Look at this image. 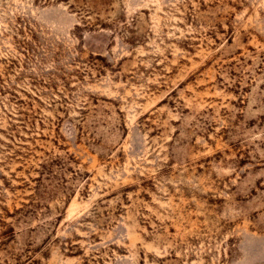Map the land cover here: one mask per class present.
Wrapping results in <instances>:
<instances>
[{
  "label": "rangeland",
  "instance_id": "rangeland-1",
  "mask_svg": "<svg viewBox=\"0 0 264 264\" xmlns=\"http://www.w3.org/2000/svg\"><path fill=\"white\" fill-rule=\"evenodd\" d=\"M0 264H264V0H0Z\"/></svg>",
  "mask_w": 264,
  "mask_h": 264
}]
</instances>
